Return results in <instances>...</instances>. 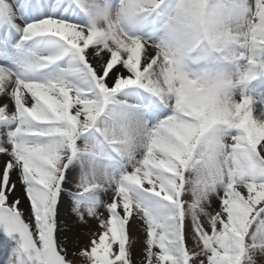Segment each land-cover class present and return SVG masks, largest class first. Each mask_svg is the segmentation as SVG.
<instances>
[{
	"label": "snow or ice",
	"instance_id": "obj_1",
	"mask_svg": "<svg viewBox=\"0 0 264 264\" xmlns=\"http://www.w3.org/2000/svg\"><path fill=\"white\" fill-rule=\"evenodd\" d=\"M0 264H264V0H0Z\"/></svg>",
	"mask_w": 264,
	"mask_h": 264
},
{
	"label": "rangeland",
	"instance_id": "obj_2",
	"mask_svg": "<svg viewBox=\"0 0 264 264\" xmlns=\"http://www.w3.org/2000/svg\"><path fill=\"white\" fill-rule=\"evenodd\" d=\"M133 235L134 236L139 235L135 227L133 228ZM140 239L142 240V236L140 237Z\"/></svg>",
	"mask_w": 264,
	"mask_h": 264
}]
</instances>
